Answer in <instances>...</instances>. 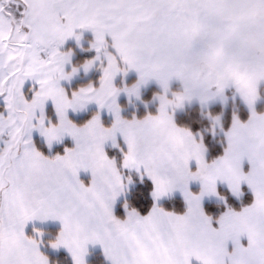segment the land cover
I'll return each mask as SVG.
<instances>
[{"label": "snow or ice", "instance_id": "obj_1", "mask_svg": "<svg viewBox=\"0 0 264 264\" xmlns=\"http://www.w3.org/2000/svg\"><path fill=\"white\" fill-rule=\"evenodd\" d=\"M77 30L95 37L97 55L84 71L99 62L102 77L98 86L68 95L60 82L77 68L65 72L71 53L60 48L69 38L80 41ZM127 70H135L139 82L117 89L115 77ZM153 79L163 89L155 97L158 114L121 118L119 92L138 95ZM29 80L33 86L25 91ZM173 80L182 91L169 96ZM262 82L264 0H0V264H49L39 250L42 240L25 234L37 219L62 224L51 247L67 249L74 264H85L89 244L101 245L110 264H264V113L255 110ZM229 87L250 116L246 122L233 117L224 154L208 163L202 139L178 127L170 113L193 98L205 104ZM48 101L55 124L45 115ZM93 102L114 115L111 127L102 125L99 113L81 127L68 118L69 110ZM210 118L213 128L220 124L219 117ZM34 130L49 150L65 137L75 146L49 158L34 146ZM181 133L189 147L178 155ZM118 136L126 147L119 163L104 150L107 141L119 148ZM122 169L146 175L154 201L179 190L186 211L154 204L141 215L125 202V217L118 218L114 205L132 183ZM82 171L90 173L87 185ZM192 181L202 185L199 194L189 190ZM218 182L237 199L247 185L252 203L240 211L229 207L218 218L205 214L202 198L218 196Z\"/></svg>", "mask_w": 264, "mask_h": 264}, {"label": "rangeland", "instance_id": "obj_2", "mask_svg": "<svg viewBox=\"0 0 264 264\" xmlns=\"http://www.w3.org/2000/svg\"><path fill=\"white\" fill-rule=\"evenodd\" d=\"M9 10L15 13L17 19L19 18V14L15 12V6H10ZM76 35H79L81 37L79 42L76 41L75 37L69 38L67 41H65L64 45H62L60 48V51L63 53H69V52L71 53L69 57V63L65 65V72L71 73L73 67L77 68V72L75 75H72L70 79L68 80H62L60 82V86L65 89L68 95H71L72 92L78 91L82 87H87L89 84H92L93 86H98L99 80L102 77V69L100 67L99 62L95 63L94 66L91 69H89L87 72H85L83 69V65L88 60L94 59L95 56L97 55L95 52V49L91 47L95 39L93 33L90 30H77ZM91 55H92L91 58L85 59L87 56H91ZM83 59H85V61L82 64L78 65L77 60L79 61ZM95 75H99L100 76L99 79L97 80L93 79ZM133 78H134L133 82L129 83L130 81H132ZM80 82H88V83L84 86L77 85ZM138 82H139V74L136 73L135 70H127L126 72H122L115 77L113 81V86L116 87L117 89L122 90L125 87H132ZM32 86H33V82L31 80L26 81L25 91H27V89L31 88ZM153 87L158 89L159 93L154 94L152 99L148 101H144L143 100L144 95L148 92L149 89ZM181 91H182V84L179 81L173 80L170 82L169 93H168L169 96H171L172 93H177ZM161 94H163V89L160 86V84L154 79L149 80L145 84L140 85L138 89V95L129 96L126 92L120 91L116 97V103L121 110L120 111L121 118L129 119V117H127L126 115L138 116L140 112L149 113L152 109L154 110L156 109L158 111L159 102L158 100L155 99V97ZM258 94H259V99L257 100L255 104L256 111H257L258 106L264 103V82H262L258 86ZM27 95L30 97L31 93H27ZM194 106H198L202 110H209L216 106L220 107L218 110H215L214 112L211 111L205 114L207 117L206 119L211 124L210 128L207 129L205 133L208 135H212V137H215V138L221 137L220 133L221 131L223 132L222 126H223L224 119L225 117L229 115V112L226 113L228 109L232 111V117L235 116L238 119H240L239 111L241 109H243L244 111L248 112V114H250V111L247 108V105L243 102L239 94L236 93L235 89L232 87L225 89L224 93L221 96H217L209 100L205 104H201L198 98H193L190 101H185L183 106L175 109L172 112V114L174 115L183 114L188 109V107L189 109H191ZM2 109H3V103L2 101H0V110ZM90 113H92L93 116L99 113L100 118H101V123L104 127H111V125L114 123V115L110 113L107 108L100 109L99 106L96 105L94 102L88 104L86 108L83 110H78L75 112H73L72 110H69L67 115H68V118L74 124H76L78 127H81L85 123L80 124L79 120L86 117ZM45 115L48 119L51 120L53 124L58 122V118L55 114V108L51 104V101H48V103L45 105ZM210 117H219L220 124L216 126L215 128H213V120ZM32 140L37 150H39L38 144L40 143L45 147L46 151L50 155H52V153L57 148L62 147L64 149L65 148L70 149L75 146L74 141L70 137H65L62 142L54 143L52 146V149L49 150L45 139L42 136H40L38 131H35V130L32 133ZM108 146H112L111 141H107L105 143L104 150Z\"/></svg>", "mask_w": 264, "mask_h": 264}, {"label": "trees", "instance_id": "obj_3", "mask_svg": "<svg viewBox=\"0 0 264 264\" xmlns=\"http://www.w3.org/2000/svg\"><path fill=\"white\" fill-rule=\"evenodd\" d=\"M91 56H87L85 59L91 58ZM85 59L83 60H77L78 65L82 64ZM99 75H95L93 79L97 80L99 79ZM130 81L129 83H132ZM88 82H80L77 85L84 86ZM176 90V89H175ZM159 93L158 89L156 88H151L148 90V92L144 95L143 100L148 101L152 99L154 94ZM220 107L216 106L213 107L209 110H202L198 106H194L191 109H187L183 114H179L176 116V124L181 127V128H186L190 130L193 134H199L203 136V141L209 151V158L208 161H214L216 158L220 157L223 152V138H215L212 137V135H208L205 132L207 129L210 128V122L206 119V113L208 112H214L215 110H218ZM257 111L259 113H262L264 111V103L258 106ZM229 112V115L225 117L222 129L223 131H227L232 122V111L228 109L226 113ZM225 113V114H226ZM147 114L154 115L156 114V110L152 109L149 113L146 112H140L138 114V118H143ZM93 114L90 113L86 117L82 118L79 120L80 124H84L88 122L92 118ZM127 116V115H126ZM239 116L242 121H246L249 114L248 112L244 111L241 109L239 111ZM38 149L46 156H54L57 154H62L64 153V148H57L54 152L53 155H49L48 152L46 151L45 147L42 144H38ZM108 155L111 158H117V162L119 163L122 160V157L118 156L115 151H108ZM136 183L137 185L130 191L129 197L126 200L130 208H135L137 211L140 212L141 215H147L150 209L153 207V201L151 198V192H152V185L148 181H142L140 182L139 179L136 178ZM220 193L222 196L226 198L227 205L223 204H207L205 209L208 215L212 216L213 218H218L220 214L224 213L229 207L232 208L233 210H240L243 207L249 206L252 203V199L250 195H246L241 201H237L234 199L230 193L225 190V189H220ZM164 210L166 211H171L175 213L182 214L184 211H186V206L183 203V201L180 198H176L173 200H170L161 206ZM118 216L122 217V209L119 208L118 210ZM55 232V230H54ZM50 261L52 264H71L70 261L66 258L65 255L60 254V255H48ZM90 264H105L103 259L101 258L100 254H94L90 260Z\"/></svg>", "mask_w": 264, "mask_h": 264}, {"label": "crops", "instance_id": "obj_4", "mask_svg": "<svg viewBox=\"0 0 264 264\" xmlns=\"http://www.w3.org/2000/svg\"><path fill=\"white\" fill-rule=\"evenodd\" d=\"M188 109H189V107H188ZM257 113H259V112L257 111ZM262 113H264V111ZM157 114H158V111L156 110V114H154V115H157ZM170 114L173 116V121L176 124V116L177 115L172 114V112ZM147 115H151V114H147ZM249 116H250V114H249ZM249 116H248V118H249ZM127 117H129L128 120H131L133 118H135V119H143V118H145V117L138 118L137 116H132V115L131 116L130 115H127ZM248 118H247V120H248ZM232 120H233V117H232ZM246 121H242V122H246ZM225 132L224 131L223 132L221 131V133H220L221 134L220 136L223 138V143H222L223 152H222V155L224 154V149L227 146L226 137L224 135ZM193 136H194V138L198 142L201 141V139H202V142H203V144L205 146V149H206V151H205V159H206V162L211 163L212 161L211 162L208 161L209 151H208V149H207V147H206V145H205V143L203 141V136L202 135H199V134H193ZM117 141H118V144H119L120 147L119 148L112 147V146L106 147L105 148V152H106L107 155H108V151L111 150V151H115L119 157L120 156L122 157V153L120 151V148H125V151H126V147H125V145H124L123 140H122L121 137L118 136ZM63 154L64 153H62L60 155H63ZM52 155H53V153H52ZM54 156H50L49 158H54ZM220 157H218V158H220ZM109 158L111 159V157H109ZM218 158H216V159H218ZM115 159L117 160V158H115ZM192 168H193V170H195L194 164L192 165ZM242 169H243V171L245 173L250 169V165L248 164V162L246 160L242 164ZM122 175L125 178V182H127V179L130 178L131 181H132V183L131 184H128V187H127L126 191L124 193H122L117 198V201H116V203L114 205V209H113L114 215H116L118 218H121V219H123L125 217V210H124L123 205L125 204L126 200L128 199L130 191L137 185L136 178L139 179L140 182H142V181H148V182H150L151 185H152V191L154 190V186H153L152 181L146 175H144L143 178H141V174L140 173H137L136 170H134V169H131V170L122 169ZM79 176H80V179L86 185L90 182V179H91L90 173H85V172L82 171L79 174ZM220 189H225V190H227L230 193V191L227 188V185L226 184L221 183V182H218V184H217L218 196H211V197L205 196V197L202 198L201 204H202V208H203L205 214L208 215V213L206 212V209H205V207H206L207 204H223V205H227V202H226L227 200L226 199L221 200L219 198V197L222 196V194L220 193ZM189 190L191 192H193L194 194H199L201 192V190H202V185L200 184L199 181H192L189 184ZM241 190L243 192V195L239 199H237L231 193H230V195L234 199H236L237 201H241L246 195H250L251 196V199L253 201V199H254L253 194H252L251 190L248 189L247 185H242V189ZM222 197H224V196H222ZM151 198H152V196H151ZM176 198H180L183 201V203L185 204V206H186V203L184 201L183 195H182V193L179 190L173 191L169 195H167L165 197H162L159 201H154L153 198H152V201H153V204H156L159 207H161L162 204H164V203H166V202H168L170 200L176 199ZM119 208L122 209V217L118 216V210H119ZM240 210H242V209H240ZM240 210H234V211H240ZM222 214H220V215H222ZM54 230H55V232H54ZM61 230H62V224L59 221L52 220V219H48L46 221H41V220L37 219V220L28 222V224L25 227V234L27 236H29V237L38 238V239H41L42 240V243L40 244L39 250H40V252L44 256H46L48 258L49 264H52V263H51L48 255H60V254L65 255L66 258L68 259V261H70L71 264H74L73 259L71 257V254L67 251V249H65L64 247H60L58 249H53L51 247V242H54L55 241L56 237L58 236V234H59V232ZM37 232L42 233L43 235L41 237H37L36 236V233ZM241 243L244 244V245H246L247 244L246 238H242L241 239ZM232 247L233 246H232L231 242H229V245H228L229 251L232 250ZM94 254H100V256L103 259L104 263L105 264H110V262L107 260V258L104 255V251H103L102 246L99 245V244H95V245L89 244V245L86 246L85 264H90V260H91V258H92V256Z\"/></svg>", "mask_w": 264, "mask_h": 264}, {"label": "clouds", "instance_id": "obj_5", "mask_svg": "<svg viewBox=\"0 0 264 264\" xmlns=\"http://www.w3.org/2000/svg\"><path fill=\"white\" fill-rule=\"evenodd\" d=\"M240 85L242 88L246 89V78L240 80ZM189 147V138L183 133L179 134V139L174 144V150L178 155H183Z\"/></svg>", "mask_w": 264, "mask_h": 264}]
</instances>
